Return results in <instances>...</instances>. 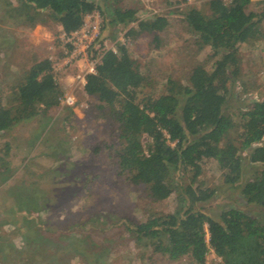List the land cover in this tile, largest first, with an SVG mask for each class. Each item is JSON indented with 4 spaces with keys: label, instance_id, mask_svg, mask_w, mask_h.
Wrapping results in <instances>:
<instances>
[{
    "label": "rangeland",
    "instance_id": "obj_1",
    "mask_svg": "<svg viewBox=\"0 0 264 264\" xmlns=\"http://www.w3.org/2000/svg\"><path fill=\"white\" fill-rule=\"evenodd\" d=\"M208 1L124 0V6L139 9L138 19L166 14L168 25L156 41L150 34L127 35L135 23L110 25L98 10L84 17L79 30L65 35L45 15L30 24L16 0H0V105H16L14 90L43 59L51 63L61 95L70 93L76 99L73 107L58 103L44 109L39 104L38 113L0 132V264H194L188 256L171 261L126 231L125 222L174 212L183 204L179 191L154 201L144 185L131 181L117 163L118 127L110 109L99 108L95 96L75 85L78 69L64 63L73 50L80 53L78 59L84 53L91 59L99 44L103 49L124 44L145 77L136 93L141 103L149 94L164 92L168 78L185 83L194 66L210 69L219 57L211 56L209 47L201 48L178 16L188 7L207 13ZM263 4L251 0L249 9L259 12ZM94 19L99 30L92 41L89 27ZM262 25L264 30V21ZM255 42L239 46L240 73L226 106L230 114L264 97V39ZM237 133L233 129L229 136L236 138ZM142 142L146 146L150 139L143 136ZM241 155L242 177L234 185L224 182L223 171L212 159L201 162L193 187L213 194L197 205L215 218L225 209L238 208L264 222V208L241 195L242 183L259 164L248 163L246 152ZM179 176L184 186L190 182L189 172ZM214 258L207 253L204 264H214Z\"/></svg>",
    "mask_w": 264,
    "mask_h": 264
},
{
    "label": "trees",
    "instance_id": "obj_2",
    "mask_svg": "<svg viewBox=\"0 0 264 264\" xmlns=\"http://www.w3.org/2000/svg\"><path fill=\"white\" fill-rule=\"evenodd\" d=\"M30 24L38 15L57 22L65 35L79 30L84 17L95 10L110 25L126 27L127 35L150 34L168 25L166 14L138 19L139 9L126 7L124 0H16ZM264 3V0H262ZM251 0H209L208 12L188 7L178 16L196 36L198 45L218 56L210 69L194 66L185 83L168 78L165 91L136 101L145 77L134 67L124 44L107 50L86 77L84 92L95 96L98 107L110 109L118 127L117 163L135 184L144 185L154 201L179 191L183 202L172 213L152 215L146 220L124 223L138 243L146 241L154 252L175 261L188 256L204 264L208 249L220 257L218 264H264V222L238 208L223 210L218 218L198 203L213 194L193 187L201 162L212 159L229 185L238 183L243 172L242 152L250 164H259L252 177L241 185L247 203L264 208V97L253 99L233 114L226 110L232 84L240 73L239 46L264 39L263 9H249ZM16 105H0V132L21 119L59 103L58 86L47 59L31 66L14 90ZM237 129V137L229 136ZM143 136L150 139L148 145ZM190 173L183 185L181 173ZM208 235V236H207Z\"/></svg>",
    "mask_w": 264,
    "mask_h": 264
},
{
    "label": "built area",
    "instance_id": "obj_3",
    "mask_svg": "<svg viewBox=\"0 0 264 264\" xmlns=\"http://www.w3.org/2000/svg\"><path fill=\"white\" fill-rule=\"evenodd\" d=\"M92 13H94V11ZM89 28L92 34L91 40L94 41V39L97 38V34L99 30L98 21L94 19L93 23L90 24ZM107 50L109 49H103L102 45L99 44L94 47V55L93 54L91 55V59H89L85 53L80 59H78V55L80 53L78 54L75 50H73L67 55L64 64H70V65L75 64L76 68L78 69L77 73L73 77L75 85H78L83 89L87 75L95 73L96 65L100 62L102 56ZM111 50L115 51L114 48H112ZM79 60H82L83 63H79ZM75 100L76 99L74 98V96L70 93H65L59 97V103L65 104L69 107L74 106ZM207 253H212L213 255H215L211 248L208 249ZM214 259H215L214 264H218L220 262L219 256L215 255Z\"/></svg>",
    "mask_w": 264,
    "mask_h": 264
},
{
    "label": "crops",
    "instance_id": "obj_4",
    "mask_svg": "<svg viewBox=\"0 0 264 264\" xmlns=\"http://www.w3.org/2000/svg\"><path fill=\"white\" fill-rule=\"evenodd\" d=\"M256 43V42H255ZM251 44V43H250ZM252 46V45H251ZM253 47V46H252ZM260 49V48H259ZM259 51V50H258ZM260 52V51H259Z\"/></svg>",
    "mask_w": 264,
    "mask_h": 264
}]
</instances>
